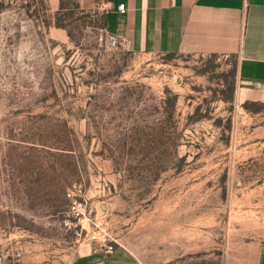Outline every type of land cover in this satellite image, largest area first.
<instances>
[{"label": "rangeland", "instance_id": "1", "mask_svg": "<svg viewBox=\"0 0 264 264\" xmlns=\"http://www.w3.org/2000/svg\"><path fill=\"white\" fill-rule=\"evenodd\" d=\"M104 11L0 0V264H250L264 103L237 100L236 56L113 46Z\"/></svg>", "mask_w": 264, "mask_h": 264}, {"label": "crops", "instance_id": "2", "mask_svg": "<svg viewBox=\"0 0 264 264\" xmlns=\"http://www.w3.org/2000/svg\"><path fill=\"white\" fill-rule=\"evenodd\" d=\"M104 8L105 31L135 52L236 56L237 100L264 103V0H104ZM238 251L235 261L249 252L250 264H264V244ZM70 264L107 263L89 249Z\"/></svg>", "mask_w": 264, "mask_h": 264}, {"label": "built area", "instance_id": "3", "mask_svg": "<svg viewBox=\"0 0 264 264\" xmlns=\"http://www.w3.org/2000/svg\"><path fill=\"white\" fill-rule=\"evenodd\" d=\"M117 11L120 13V14H124L126 12V9L124 7V5H118L117 6ZM118 40L116 37H113L111 36L110 37V43L111 45H116L118 44ZM119 42H121V44L127 48H130L129 47V43H127L125 40H119ZM67 198L71 201V208L72 210H75L76 208H79L81 206V203H79L76 199H75V195L74 193H70L68 192L67 193ZM78 213L76 214L75 217L77 218H80V213H79V210L77 209ZM83 216V215H81ZM75 235H76V238L77 239H82V238H89L90 240H98V237L96 235H93V233H91V231H89L87 228L83 227L82 225L80 226V229L79 230H76L75 231ZM101 242H102V246L104 247V254L106 255H111L114 251H115V248H114V243L112 241H110L109 239L103 237L101 238Z\"/></svg>", "mask_w": 264, "mask_h": 264}, {"label": "trees", "instance_id": "4", "mask_svg": "<svg viewBox=\"0 0 264 264\" xmlns=\"http://www.w3.org/2000/svg\"><path fill=\"white\" fill-rule=\"evenodd\" d=\"M60 27V26H59ZM234 56V55H233Z\"/></svg>", "mask_w": 264, "mask_h": 264}]
</instances>
